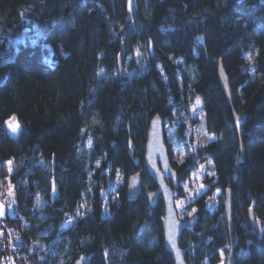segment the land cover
<instances>
[{
	"label": "trees",
	"instance_id": "obj_1",
	"mask_svg": "<svg viewBox=\"0 0 264 264\" xmlns=\"http://www.w3.org/2000/svg\"><path fill=\"white\" fill-rule=\"evenodd\" d=\"M137 3L128 21L127 0H0V181L13 159L17 200L2 220L19 231L27 264H175L163 200L151 208L145 194L157 187L145 164L147 135L155 114L189 116L199 99L217 138L176 168L183 181L212 160L216 178L194 202L180 246L190 247L188 264H218L232 245L235 264H264V3ZM234 110L245 116L240 131ZM118 171L124 183L111 199ZM135 171L144 192L131 201ZM228 188L232 228L223 215ZM250 209L261 229L251 227Z\"/></svg>",
	"mask_w": 264,
	"mask_h": 264
},
{
	"label": "water",
	"instance_id": "obj_2",
	"mask_svg": "<svg viewBox=\"0 0 264 264\" xmlns=\"http://www.w3.org/2000/svg\"><path fill=\"white\" fill-rule=\"evenodd\" d=\"M262 2L264 3V0H262ZM137 5V0H127L128 21L132 19L133 10L135 7H137ZM118 65L120 72L122 73V55H119ZM218 73L220 83L225 91L227 99L229 103L232 104L234 99L233 91L230 86L229 76L225 71L221 61L219 64ZM244 118L245 116L243 114H239L234 110V123L238 131L241 130ZM13 121H15V118L12 119V122ZM240 150L241 155L238 158V165L244 159V146L242 143L240 145ZM145 164L148 174L157 185L156 189L145 191L149 204L151 208H154L160 199H162L164 203L165 212L162 225L165 235V247L171 253L175 264H188L185 254L190 249V247L182 248L180 246V239L187 227V223L178 215L176 208L177 194L174 190V187L177 188L180 181L179 172L172 164L170 151L165 138L164 119L159 113L155 114L150 120V127L146 142ZM234 177H237V173H235ZM170 181L172 184H170ZM143 192V175L140 171H135L128 177L127 197L129 200L135 201ZM223 215L227 220L229 227L232 228L233 200L231 188L226 190V202ZM248 217L253 229H261L263 227V221L256 218L253 209L249 210ZM144 226L145 223L143 224V227ZM235 263V245H232L225 264Z\"/></svg>",
	"mask_w": 264,
	"mask_h": 264
},
{
	"label": "rangeland",
	"instance_id": "obj_3",
	"mask_svg": "<svg viewBox=\"0 0 264 264\" xmlns=\"http://www.w3.org/2000/svg\"><path fill=\"white\" fill-rule=\"evenodd\" d=\"M16 42L17 39L10 41L11 45H14ZM164 127L166 142L170 146V156L175 168L184 162L187 156L197 148L217 138L214 133L208 132L205 127V114L200 101L199 103L196 101V104L191 107V114L189 116L186 114H173L171 118H166L164 120ZM8 128L12 135L17 136L21 131L22 125L18 121H8ZM13 128H15L16 131H13ZM179 128H183L182 132L179 131ZM6 167L8 169V174L0 181V199L2 198L4 201L0 200V211L3 213L0 215V220L5 217L7 211L12 213L17 203L16 189L12 181L14 170L13 159L7 162ZM215 178L216 171L214 164L212 160H206L185 180L179 182L182 194L176 197V208L179 217L184 220L187 225L194 220V213L196 211L194 202L207 191L209 186L215 181ZM123 183L124 176L118 171L110 189L111 199H114L119 184L121 185ZM201 185H203V187H201ZM220 195L221 190L219 189L210 195V199L213 202V209L217 206ZM193 209H195V211H193ZM227 256L228 253L223 251V256H221V260L218 264H225ZM86 262L87 259L81 257L76 264H86Z\"/></svg>",
	"mask_w": 264,
	"mask_h": 264
},
{
	"label": "built area",
	"instance_id": "obj_4",
	"mask_svg": "<svg viewBox=\"0 0 264 264\" xmlns=\"http://www.w3.org/2000/svg\"><path fill=\"white\" fill-rule=\"evenodd\" d=\"M0 221V264H27L21 252L25 246L19 231Z\"/></svg>",
	"mask_w": 264,
	"mask_h": 264
},
{
	"label": "snow or ice",
	"instance_id": "obj_5",
	"mask_svg": "<svg viewBox=\"0 0 264 264\" xmlns=\"http://www.w3.org/2000/svg\"><path fill=\"white\" fill-rule=\"evenodd\" d=\"M197 103H199V99H197ZM17 127H18V125H17ZM13 131H16V129L15 128H13ZM89 143L91 144V141H89ZM201 187H203V185H201ZM193 211H195V209H193ZM3 213H2V211H0V215H2ZM221 256H223V251L221 250Z\"/></svg>",
	"mask_w": 264,
	"mask_h": 264
},
{
	"label": "flooded vegetation",
	"instance_id": "obj_6",
	"mask_svg": "<svg viewBox=\"0 0 264 264\" xmlns=\"http://www.w3.org/2000/svg\"><path fill=\"white\" fill-rule=\"evenodd\" d=\"M171 160H172V158H171ZM172 164H174L173 161H172ZM179 180H180V178H179ZM179 182H180V181H179ZM170 184H172L171 181H170ZM178 186H179V184H178ZM174 190H175V189H174ZM175 192H176V191H175Z\"/></svg>",
	"mask_w": 264,
	"mask_h": 264
},
{
	"label": "crops",
	"instance_id": "obj_7",
	"mask_svg": "<svg viewBox=\"0 0 264 264\" xmlns=\"http://www.w3.org/2000/svg\"><path fill=\"white\" fill-rule=\"evenodd\" d=\"M1 228V227H0Z\"/></svg>",
	"mask_w": 264,
	"mask_h": 264
}]
</instances>
